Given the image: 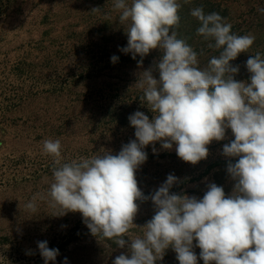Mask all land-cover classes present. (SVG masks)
I'll use <instances>...</instances> for the list:
<instances>
[{"label":"rangeland","instance_id":"rangeland-1","mask_svg":"<svg viewBox=\"0 0 264 264\" xmlns=\"http://www.w3.org/2000/svg\"><path fill=\"white\" fill-rule=\"evenodd\" d=\"M202 7L216 12L232 25L237 35L255 37L248 52L232 66H239L234 78L247 81L246 61L259 52L264 56V0H190L179 9L178 38L198 54L204 68L220 49L198 35L199 21L190 10ZM95 9V10H93ZM114 0H0V264H44L38 241L59 249L56 264H112L127 254L100 235L90 233L81 213L60 215L49 206L48 191L53 182L52 158L42 151L45 139H60L68 162L95 155L102 148L116 154L136 139L129 115L139 110L151 119L143 97V72L153 69L162 53L152 50L143 58L120 51L127 45L126 25L119 22ZM116 55V63L111 57ZM159 79V72L153 71ZM231 130L223 141H213L206 159L196 164L183 161L175 151L159 142L144 151L147 160L136 171L138 186L150 196L169 174L178 178L171 192L202 198L209 183L231 194L233 181L223 155ZM153 147L156 152H153ZM234 159L235 158H231ZM35 212L25 207L34 194ZM134 236L155 214L152 201H137ZM127 240L128 238L125 237ZM198 264L200 249L195 247ZM176 253L167 249L157 264H179Z\"/></svg>","mask_w":264,"mask_h":264},{"label":"clouds","instance_id":"clouds-1","mask_svg":"<svg viewBox=\"0 0 264 264\" xmlns=\"http://www.w3.org/2000/svg\"><path fill=\"white\" fill-rule=\"evenodd\" d=\"M188 3L114 0L119 22L126 25L127 45L120 51L133 59L139 55L138 65L152 50L162 53L140 82L141 100L153 117L139 110L128 117L136 139L116 154L102 148L68 162L60 139L42 142V151L53 163L49 206L58 209L57 216L81 213L92 235L127 247L128 253L112 264H157L169 248L179 264H198L194 241L204 264H264V56H250L249 79L236 80L239 66L230 62L248 52L255 37L237 35L219 13L195 7L190 14L199 21L197 34L214 41L210 48L220 49L200 68L197 52L176 31L179 9ZM110 59L116 63L119 57ZM153 71L159 72V79ZM228 129L234 138L222 152L230 158L226 172L234 182L231 194L216 183L207 185L202 198L173 193L170 189L178 181L173 174L150 196L138 186L136 171L147 160L148 145L159 142L165 150L175 145L179 158L196 164L208 157V145L226 138ZM44 198L36 193L25 207L35 212L36 201ZM149 199L155 214L139 227L143 235L134 236L137 201ZM37 246L44 264H56L59 249L50 248L46 240ZM63 264H69L67 257Z\"/></svg>","mask_w":264,"mask_h":264}]
</instances>
